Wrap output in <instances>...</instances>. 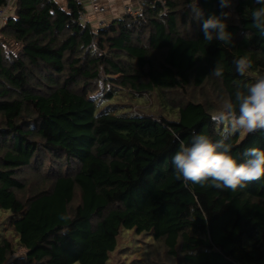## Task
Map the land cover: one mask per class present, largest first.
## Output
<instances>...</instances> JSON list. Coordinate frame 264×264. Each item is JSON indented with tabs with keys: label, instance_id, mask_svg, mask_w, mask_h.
<instances>
[{
	"label": "trees",
	"instance_id": "obj_1",
	"mask_svg": "<svg viewBox=\"0 0 264 264\" xmlns=\"http://www.w3.org/2000/svg\"><path fill=\"white\" fill-rule=\"evenodd\" d=\"M188 2L141 1V17L96 32L79 0L12 1L0 27V212L17 241L0 237V264H108L123 229L153 237L141 264H264V180L220 191L185 185L171 165L181 140L216 137L211 115L237 81L264 76L258 5L198 0L204 18L231 12V46L204 40ZM243 55L245 77L233 64ZM218 60L222 79L209 75ZM116 88L155 96L160 114L106 106ZM234 143L237 157L264 149V132Z\"/></svg>",
	"mask_w": 264,
	"mask_h": 264
},
{
	"label": "clouds",
	"instance_id": "obj_2",
	"mask_svg": "<svg viewBox=\"0 0 264 264\" xmlns=\"http://www.w3.org/2000/svg\"><path fill=\"white\" fill-rule=\"evenodd\" d=\"M232 0H220V7L230 8ZM258 7L251 12L252 26L264 37V0H254ZM190 20L202 22L204 40L209 44L218 41L233 46V34L227 20L231 12L204 18L198 0H189ZM235 72L245 77L253 68V60L243 55L233 60ZM224 65L218 60L210 76L222 79ZM211 121L220 131L216 137L193 133L190 143L180 141L178 150L171 157V165L178 180L201 187L211 186L220 191L237 192L247 189L255 181L264 180V149L248 147L238 157L232 154L236 137H246L264 132V76L254 82L237 81L234 90L224 100L220 110L211 115ZM179 140V137H177Z\"/></svg>",
	"mask_w": 264,
	"mask_h": 264
},
{
	"label": "rangeland",
	"instance_id": "obj_3",
	"mask_svg": "<svg viewBox=\"0 0 264 264\" xmlns=\"http://www.w3.org/2000/svg\"><path fill=\"white\" fill-rule=\"evenodd\" d=\"M102 87V86H101ZM104 91L100 90L92 98H96L102 95ZM115 94H117L115 101H110L106 106L112 105L115 110L126 111L129 113H142L148 115H159L161 112L160 107L156 103L155 96L139 95L126 88H116ZM214 103L219 102L213 97L211 99ZM220 130V129H219ZM241 138V137H240ZM245 137L241 138L243 140ZM44 168L43 173L46 174L49 169ZM57 173L56 171H54ZM34 171L26 170L24 173V179H35L36 175ZM10 212H0V237L7 236L14 242L17 241L16 236L12 229V225L9 221ZM155 242L150 234L137 233L135 230L123 229L117 238V247L114 252L110 254L108 264H141L147 263L149 259V251L153 248ZM18 254L21 256L24 254L23 250H19Z\"/></svg>",
	"mask_w": 264,
	"mask_h": 264
},
{
	"label": "crops",
	"instance_id": "obj_4",
	"mask_svg": "<svg viewBox=\"0 0 264 264\" xmlns=\"http://www.w3.org/2000/svg\"><path fill=\"white\" fill-rule=\"evenodd\" d=\"M56 1L62 6H65L67 2V0ZM79 2L84 8L83 16L86 22L90 23L93 28H103L113 21L124 17L129 9L137 10L142 7L141 0H101V5L106 8V12L97 14L93 11L89 0H79Z\"/></svg>",
	"mask_w": 264,
	"mask_h": 264
},
{
	"label": "built area",
	"instance_id": "obj_5",
	"mask_svg": "<svg viewBox=\"0 0 264 264\" xmlns=\"http://www.w3.org/2000/svg\"><path fill=\"white\" fill-rule=\"evenodd\" d=\"M12 1L14 0H9V3H8V6L5 7V8H0V24L1 25H6L7 23V20H8V13L9 11L11 10V6L10 4L12 3ZM91 5H92V8H93V11L97 14H102V13H105L106 12V8L104 6L101 5V0H89ZM143 14V8L140 7L138 8L137 10H134V9H129L127 11V15H132V16H138V17H141ZM83 19V22H86V19L84 18V16L82 17ZM101 26V25H100ZM99 29H101L100 27L98 28H94V30L97 32Z\"/></svg>",
	"mask_w": 264,
	"mask_h": 264
},
{
	"label": "water",
	"instance_id": "obj_6",
	"mask_svg": "<svg viewBox=\"0 0 264 264\" xmlns=\"http://www.w3.org/2000/svg\"><path fill=\"white\" fill-rule=\"evenodd\" d=\"M141 1H146V0H141Z\"/></svg>",
	"mask_w": 264,
	"mask_h": 264
}]
</instances>
